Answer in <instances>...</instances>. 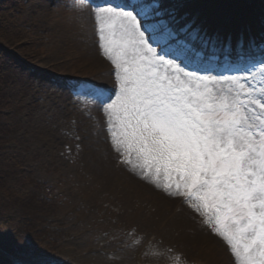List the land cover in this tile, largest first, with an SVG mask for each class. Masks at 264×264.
Wrapping results in <instances>:
<instances>
[{
    "label": "rangeland",
    "instance_id": "374dc122",
    "mask_svg": "<svg viewBox=\"0 0 264 264\" xmlns=\"http://www.w3.org/2000/svg\"><path fill=\"white\" fill-rule=\"evenodd\" d=\"M236 1L233 5L228 0H156L165 15L149 22L170 24L167 13L175 10L176 28L186 22L185 14L187 20L195 18L208 28L237 21L250 39L244 27L253 17L264 36V0L261 9ZM123 2L24 0L15 12L24 36V27L27 30V37L15 47L35 63V70L28 69L24 79L29 108L18 106L15 117L9 109L13 126L15 122L18 126L15 136L7 137L8 148L26 160L23 171L49 184L47 214L57 232L54 241L44 243L51 251L47 257L39 258L23 247L12 253L20 255L22 264H236L231 249L209 254L210 247L218 248L217 243L227 247V242L184 197L164 191L162 172L158 179L154 169L145 174L136 153H127L112 137L116 126L107 109L76 95L88 90L118 92L114 65L99 47L94 9ZM133 2L146 6L152 0ZM181 35L173 40L179 41ZM263 39L250 40L261 45ZM246 77L255 82L258 89H252L260 95L264 71L238 78ZM245 87L250 88L246 82ZM4 236L0 232V242Z\"/></svg>",
    "mask_w": 264,
    "mask_h": 264
},
{
    "label": "snow or ice",
    "instance_id": "6c2138e0",
    "mask_svg": "<svg viewBox=\"0 0 264 264\" xmlns=\"http://www.w3.org/2000/svg\"><path fill=\"white\" fill-rule=\"evenodd\" d=\"M94 13L118 92L88 90L87 98L107 109L112 137L136 153L145 174L163 173L164 191L208 218L236 264H264V87L257 95L246 78L184 68L218 49L231 54V37L209 33L187 14L176 28L175 10L167 13L172 23H150L165 15L156 0L146 6L124 0ZM177 33L178 46L161 47ZM255 69L264 71V60Z\"/></svg>",
    "mask_w": 264,
    "mask_h": 264
},
{
    "label": "trees",
    "instance_id": "16d2710c",
    "mask_svg": "<svg viewBox=\"0 0 264 264\" xmlns=\"http://www.w3.org/2000/svg\"><path fill=\"white\" fill-rule=\"evenodd\" d=\"M21 2L23 0H0V46L7 48L0 47V219L3 218L0 228L13 232L16 241L14 247H9L12 252L14 249L18 252L21 247L26 249L31 241L41 247L39 240L55 233L48 228L46 187L34 179L25 178L23 168L27 162L10 154L8 148L7 137H14L18 126L16 122L13 126L12 111L9 109L14 110L15 117L16 108L19 106L22 109L29 95L27 91L25 93L24 82L27 72L21 69L20 64L31 62L15 47L27 37L26 28L24 36L16 22L15 12ZM9 49H13L22 60ZM16 75L20 83L15 79ZM27 248L31 250V246ZM39 249L36 247L33 250L41 254Z\"/></svg>",
    "mask_w": 264,
    "mask_h": 264
},
{
    "label": "bare ground",
    "instance_id": "6f19581e",
    "mask_svg": "<svg viewBox=\"0 0 264 264\" xmlns=\"http://www.w3.org/2000/svg\"><path fill=\"white\" fill-rule=\"evenodd\" d=\"M228 2L230 3V2H233V5H236L237 4V1L236 0H228ZM251 21H252V19H250ZM90 45H93V42H91L90 43ZM94 46V45H93ZM214 238H216V237H214ZM223 245V244H222ZM220 246L218 243H217V246H218V248H212V247H210V255H215V254H217L216 252H215V250H218V254H221V252L224 254V251L225 250H227V248L228 249H230V247L229 246H227V247H225L224 245L223 246ZM225 249V250H224ZM214 253V254H213ZM214 258V257H213Z\"/></svg>",
    "mask_w": 264,
    "mask_h": 264
}]
</instances>
